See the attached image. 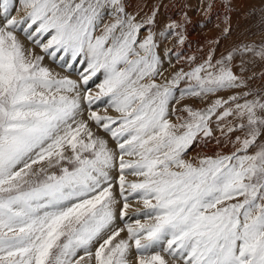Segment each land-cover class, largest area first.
<instances>
[{"label": "snow or ice", "instance_id": "obj_1", "mask_svg": "<svg viewBox=\"0 0 264 264\" xmlns=\"http://www.w3.org/2000/svg\"><path fill=\"white\" fill-rule=\"evenodd\" d=\"M22 2L18 21L14 0H0V264H133V246L134 264H169L161 246L180 264H264V92L244 91L242 58L264 60V46L209 54L159 84L153 35L141 39L144 25L124 0ZM108 9L114 19L104 24ZM18 25L33 29L29 39L49 36L34 42L53 57H85L84 85L103 71L100 91L82 97L75 81L44 67ZM102 97L116 116L80 118L82 100L90 107ZM186 97L205 106L177 108ZM230 117L228 132L243 133L234 151L185 158ZM129 198L142 200L148 223L117 226Z\"/></svg>", "mask_w": 264, "mask_h": 264}, {"label": "rangeland", "instance_id": "obj_2", "mask_svg": "<svg viewBox=\"0 0 264 264\" xmlns=\"http://www.w3.org/2000/svg\"><path fill=\"white\" fill-rule=\"evenodd\" d=\"M124 2L127 13L134 15L137 22L144 25L140 34L141 39L146 37L149 32L153 35L157 45V54L161 57L160 67L163 72V75L156 77L159 84L165 83V78L170 80L180 70L187 72L204 63L209 54L220 59L228 52L245 44L253 45L257 50L264 46V0H124ZM25 12L22 0H14L10 17L19 21L25 18ZM6 19L7 17L0 14V26L5 25ZM113 19L111 9H108L104 14L103 23H111ZM149 19L151 20L150 24L146 23ZM226 29L227 31H225ZM99 31L100 29L97 30V34ZM32 33L33 29L26 30V26L18 25L15 35L26 50L44 57L42 61L44 67L52 70L51 72L58 77H66L75 81L82 97L87 94V91H90L92 96L100 91L98 86L103 82L101 80H104L103 71L92 77L87 85H84L81 75L87 74L85 71L87 59L78 57L73 61L70 55H64L62 52L56 53L53 57L43 52L41 47L34 42V40L40 39L39 37L33 35V38L29 39V34ZM48 39L49 36H44L40 39V43H46ZM62 58L65 60L61 64L59 61ZM242 58L247 67L245 76L248 81V87L244 91L264 92V60L250 54H243ZM235 63L239 67L240 57L236 59ZM69 65L71 66L69 67ZM76 66L77 68H75ZM98 76H100L99 83L96 78ZM93 80L96 81L95 84L92 83ZM185 87L186 84L182 81L178 92L183 91ZM107 101V97H102L89 107L87 102L82 100V117L80 118L87 120L91 111H96L101 115L116 116L117 113L108 106ZM184 104L196 108L205 106L199 98L186 97L176 107L181 108ZM172 119L175 120V116ZM89 123L93 131L106 140L108 139L109 147L115 149L116 145L111 137L92 122ZM236 123L235 118L230 117L223 124L218 126L214 124L213 138L206 145L203 141L194 145L189 149L185 158L194 161L204 155L230 154L236 148V137H243V133L240 131L228 132V126H235ZM202 144L204 145L202 146ZM258 144H264V138H261ZM127 179L134 181L138 178L129 175ZM117 198L119 199V196ZM128 204L127 215L123 220L117 221L118 227L123 228L126 224L135 225L136 220H139L140 223L149 222L142 214L145 211L142 200L129 198ZM121 238L127 239L126 230L121 233ZM162 248L163 246H161L160 253L169 260V264H180L179 261L172 260ZM129 255L134 264L136 258L134 246L130 249Z\"/></svg>", "mask_w": 264, "mask_h": 264}, {"label": "bare ground", "instance_id": "obj_3", "mask_svg": "<svg viewBox=\"0 0 264 264\" xmlns=\"http://www.w3.org/2000/svg\"><path fill=\"white\" fill-rule=\"evenodd\" d=\"M25 13H26V12H25ZM159 31H160V30H159ZM58 57H59V56H58ZM56 58H57V57H56ZM57 59H58V58H57ZM64 60H65V59L62 58V59H60L59 62L62 64V63H64ZM46 62H48V61H46ZM47 64H48V63H47ZM85 65H86V64H85ZM78 66H79V65H78ZM49 68H50V67H49ZM75 68H77V66H76ZM53 70H54V69H53ZM79 70H80V69H79ZM79 70H78V71H79ZM51 71H52V70H51ZM54 71H55V70H54ZM56 73H57V72H56ZM97 75H98V74H97ZM96 78H97V81H98V83H99V78H100V76H98V77H96ZM100 80H101V79H100ZM102 81H103V80H101V82H102ZM92 83L95 84L96 81L93 80ZM89 86H90V85H89ZM91 86H92V85H91ZM103 101H104V100H103ZM105 102H106V101H105ZM101 104H102V103H101ZM98 105H99V104H98ZM95 107H96V106H95ZM93 109H95V108H93ZM96 133H97V132H96ZM104 139H105V138H104ZM107 140H108V139H107ZM203 145H204V144H202V146H203ZM208 145H209V144H208ZM193 154H194V153H193ZM142 216H143V215H142Z\"/></svg>", "mask_w": 264, "mask_h": 264}]
</instances>
